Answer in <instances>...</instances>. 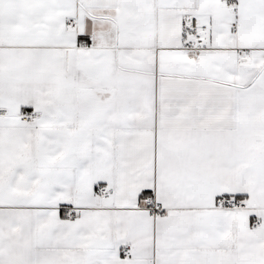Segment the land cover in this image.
I'll return each mask as SVG.
<instances>
[{
    "label": "snow or ice",
    "instance_id": "6c2138e0",
    "mask_svg": "<svg viewBox=\"0 0 264 264\" xmlns=\"http://www.w3.org/2000/svg\"><path fill=\"white\" fill-rule=\"evenodd\" d=\"M0 264H264V0H0Z\"/></svg>",
    "mask_w": 264,
    "mask_h": 264
}]
</instances>
